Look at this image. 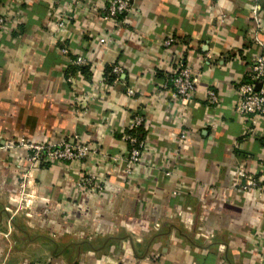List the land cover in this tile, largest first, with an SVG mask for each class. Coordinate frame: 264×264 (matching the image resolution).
I'll return each instance as SVG.
<instances>
[{"label":"crops","instance_id":"obj_1","mask_svg":"<svg viewBox=\"0 0 264 264\" xmlns=\"http://www.w3.org/2000/svg\"><path fill=\"white\" fill-rule=\"evenodd\" d=\"M107 2L0 0V264H264V192L233 187L241 160L264 183V118L248 134L235 113L238 87L264 54V3L135 0L116 24L102 18ZM76 55L91 65L79 70ZM181 65L198 85L176 114L171 79ZM137 115L145 148L130 168L123 135ZM76 136L96 152L71 167L30 168L28 149L9 147ZM83 175L97 186L79 188Z\"/></svg>","mask_w":264,"mask_h":264},{"label":"built area","instance_id":"obj_2","mask_svg":"<svg viewBox=\"0 0 264 264\" xmlns=\"http://www.w3.org/2000/svg\"><path fill=\"white\" fill-rule=\"evenodd\" d=\"M90 0H76L77 4H87ZM135 0H108L107 4L102 8V18L105 21H113L116 24L124 22L134 12ZM258 7L264 3V0H256ZM62 15L55 23L57 29H62L65 24L66 17ZM7 27L6 16L0 12V34L5 32ZM109 37L99 39V43L103 46H108L111 43ZM174 43V37L169 35L163 41V47L167 48ZM63 53L68 54L67 47L63 48ZM71 64L76 67L90 66L91 61L89 58L76 55L71 59ZM122 69L120 66L112 67V74L120 75ZM72 82L71 78L69 79ZM198 85V76L193 68L181 65L178 72L173 75L171 79V99L176 107V114L179 112L180 107H190L195 101V95ZM207 101L211 105L219 103V95L213 89H207ZM239 99L235 105V113L244 118L247 123V133L254 134L256 132L259 120L264 118V54L258 56L252 66L249 78L247 81L241 83L238 87ZM129 97L135 96L133 90H127ZM93 97L89 94L81 96L77 103V112L83 115L89 109L91 99ZM178 118V115L176 116ZM145 119L137 115L133 118L130 129L137 128L144 125ZM181 139H186V133L181 135ZM123 140L126 144V163L128 167L140 163L145 148V141L139 140L136 136L128 133L123 135ZM13 150L21 147L28 149L27 162L30 168L39 166L42 163H60L71 167L75 163H80L89 157L90 153H95L91 148L84 144L82 140L76 136L75 142H60L57 144H49L42 142L20 140L17 143H11L9 146ZM264 150V147H263ZM121 159V158H120ZM116 158V162L120 161ZM259 166L264 176V156L259 161ZM235 175L233 178V187L245 193L263 195L264 183L261 178L249 172L245 160L239 161L234 168ZM99 185V184H98ZM79 188L96 187V178L92 175H83L78 181ZM100 191L104 190L101 185L98 186ZM177 193V192H176ZM175 193V194H176ZM255 194V195H256ZM264 240V232L262 234Z\"/></svg>","mask_w":264,"mask_h":264},{"label":"trees","instance_id":"obj_3","mask_svg":"<svg viewBox=\"0 0 264 264\" xmlns=\"http://www.w3.org/2000/svg\"><path fill=\"white\" fill-rule=\"evenodd\" d=\"M87 67H89V66L76 67V68H78L79 70L80 69L85 70V68H87ZM107 72H108V70H107ZM112 78H113V76L110 77V79H112ZM143 130L144 129H143V125H142V126H139L137 128L129 129L128 134L136 136L139 140H143V134H142Z\"/></svg>","mask_w":264,"mask_h":264}]
</instances>
